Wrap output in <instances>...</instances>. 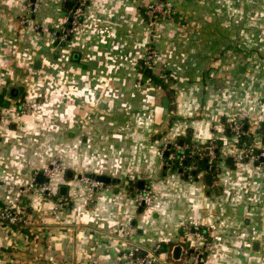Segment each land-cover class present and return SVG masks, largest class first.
Here are the masks:
<instances>
[{
  "label": "crops",
  "instance_id": "obj_1",
  "mask_svg": "<svg viewBox=\"0 0 264 264\" xmlns=\"http://www.w3.org/2000/svg\"><path fill=\"white\" fill-rule=\"evenodd\" d=\"M75 1L0 0V201L25 213L0 227V264H121L131 244L173 260L185 225L207 233L203 264H264V163L234 159L228 126L264 149V0H88L57 45ZM156 1L175 17L149 15ZM186 135L217 141V185L164 173L162 147ZM57 157L58 196L22 191ZM85 174L117 182L90 198Z\"/></svg>",
  "mask_w": 264,
  "mask_h": 264
},
{
  "label": "built area",
  "instance_id": "obj_2",
  "mask_svg": "<svg viewBox=\"0 0 264 264\" xmlns=\"http://www.w3.org/2000/svg\"><path fill=\"white\" fill-rule=\"evenodd\" d=\"M87 1L88 0L75 1L73 8L68 14L66 27L58 34L62 39H68L79 26L83 14V6ZM147 12L154 18H172L176 15L174 4L171 1H156L154 3H151L147 8ZM155 46V42L154 40H152V42H150V44L148 45L147 55L143 61L145 65L150 67L154 64V60L158 57L159 54L158 49ZM22 111H27V108L23 106ZM1 115L2 105L0 103V116ZM244 126H246V122L242 120H234L229 123V129L230 131H232L233 136L238 143V148L234 153V159L238 162H242L248 159L255 163H264V160H262L264 159L263 148H257L256 146L246 143L245 141L242 143L240 142L242 136L248 133V131L244 129ZM258 136L264 141V130L259 131ZM215 141L216 140L211 141L210 146L208 147L211 154V162L216 158L214 150L217 148V145L215 144ZM167 144H165L161 149V156L163 161V155L167 149ZM175 145L177 150L181 151L185 149V147L183 146H180L178 144ZM198 148L200 150V155L204 156L205 147H201L199 144H196L194 146L192 153H194ZM177 156L179 157V164L182 165L187 158V155L184 153L180 155L175 153L172 158L175 159ZM189 169L192 170L193 166ZM217 170L218 172L220 170L219 164L217 166ZM59 171H61V168L54 167L51 164L43 171L45 179H49L48 181L45 180L43 183H39L37 180L39 173H36L35 175H33V178L30 180V182L26 186L21 188L22 191L35 192L41 201L46 198H52L55 194V191L50 187V182ZM169 172L172 176L178 174L180 175L178 171L174 172L169 170ZM217 174H211L214 186L217 185ZM81 179L84 181V183H86L85 185L87 186L90 198H93L95 189L103 185L102 182L92 179L86 175H82ZM147 187L148 186L143 188L144 193H136L137 195L135 199L139 206H143L151 202V192ZM24 214L25 213L22 209L18 207L3 205L0 202V227L5 228L8 226L12 227L20 225L21 222L24 221ZM128 233L129 231L126 232V234ZM182 234L183 240L181 241L180 245L183 246V250L180 259H163L160 255V252L163 248L162 244H157L151 250H143L131 244L123 255V261L121 264H203L206 255L209 252L210 242L206 235V231L198 226L185 225L183 227ZM197 241L198 243L196 244Z\"/></svg>",
  "mask_w": 264,
  "mask_h": 264
},
{
  "label": "trees",
  "instance_id": "obj_3",
  "mask_svg": "<svg viewBox=\"0 0 264 264\" xmlns=\"http://www.w3.org/2000/svg\"><path fill=\"white\" fill-rule=\"evenodd\" d=\"M60 43H62V42H60ZM154 79H157V78L154 77ZM246 127H247V124H246V126H244V129L246 131H248V129H246ZM261 130H264V128ZM249 138L250 137L245 134L242 136V139L240 140V142L242 143L244 141H247V143H250L248 141ZM251 138H252V136H251ZM216 143H217V141H216ZM175 144L183 146V147H185V149L181 150V151L177 150ZM196 144H198V143L192 142L187 135L183 136L181 138H177V140H174L173 142L168 143L167 149L163 155L164 161H163L162 168H163L164 173L168 172L169 170L174 171V172L178 171L181 176L188 177V178L189 177L198 178L199 173L203 170L207 171L208 174L209 173H211L212 175L216 174L218 172V170H217L218 163H216V160L219 158L221 159L220 154H219L220 149H219L218 143H217V148L214 150L216 158L212 162H211V154L209 151H207V150H209L207 147H209L210 144L207 146L205 144L204 145L199 144L201 147H205L204 156L200 155L199 148L194 153H192L193 148ZM167 153H168V155H167ZM175 153H177L178 155H180L182 153L187 155V158L185 159V161L183 162L182 165L179 164V157L178 156L175 159L172 158V156ZM192 166H193V169L190 170L189 168ZM213 166L215 167V169L212 171L211 167H213ZM194 171H196V174H194ZM3 205H5V204H3Z\"/></svg>",
  "mask_w": 264,
  "mask_h": 264
},
{
  "label": "water",
  "instance_id": "obj_4",
  "mask_svg": "<svg viewBox=\"0 0 264 264\" xmlns=\"http://www.w3.org/2000/svg\"><path fill=\"white\" fill-rule=\"evenodd\" d=\"M31 1H32V3H35L36 2V0H31ZM73 6H74V3L73 2H69V10H71L73 8ZM62 44H64V42ZM246 129H248V127H246ZM167 155H168V153H167ZM262 160H264V159H262ZM214 169H215L214 166L211 167V170L212 171ZM69 174L74 175L72 172H70ZM194 174H196V171H194ZM89 177L92 178V179H95V180H97L99 182H102L103 184H110L112 182L113 183H116L117 182V179L110 178V177H108L106 175H94V174H91V175H89ZM45 180L48 181L49 179H45L44 174L43 173H40L38 175V182L39 183H43ZM211 180H212V175H211V173H209L206 176V182L207 183H210ZM139 186H140V188H144V181H139ZM67 194H68V187L62 186L60 188V195H62L63 197H65ZM182 250H183V246L180 245V244L177 245L176 247H174V250H173V257H174V259H180L181 254H182Z\"/></svg>",
  "mask_w": 264,
  "mask_h": 264
},
{
  "label": "rangeland",
  "instance_id": "obj_5",
  "mask_svg": "<svg viewBox=\"0 0 264 264\" xmlns=\"http://www.w3.org/2000/svg\"><path fill=\"white\" fill-rule=\"evenodd\" d=\"M173 18V17H172ZM67 40V39H66ZM66 40H64V39H62L61 37H60V35H58V37H57V40H56V44L57 45H59L60 44V42H62V41H66ZM156 47V46H155ZM157 48V47H156ZM142 66H143V68H148V67H150V66H147V65H145L144 63H142ZM0 103H1V105H2V100L0 101ZM229 126V125H228ZM230 133L231 134H233L232 133V131H230ZM246 143H247V141H245ZM215 144L217 145V143H216V141H215ZM164 147V146H163ZM162 147V148H163ZM162 161H163V159H162ZM220 161H221V159L219 158V159H217L216 160V163H218V164H220ZM226 162V161H225ZM52 166H54V167H58V168H63L62 167V164H61V160L57 157V158H54V159H52ZM220 166V165H219ZM222 166V165H221ZM221 166H220V168H221ZM63 170V169H62ZM217 174V173H216ZM86 175V174H85ZM86 176H89V175H86ZM86 184V183H85ZM132 190H133V192H134V190L136 189V191L137 190H139L140 189V186H139V184L137 183V182H134V183H132ZM51 187V186H50ZM142 189V188H141ZM54 195H59V192H55V194ZM62 196V195H61ZM63 197V196H62ZM165 251L162 249L161 250V252H160V255L161 256H163L162 254L164 253ZM165 257V255L162 257L163 259H165V260H167L166 258H164Z\"/></svg>",
  "mask_w": 264,
  "mask_h": 264
}]
</instances>
